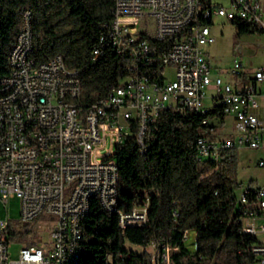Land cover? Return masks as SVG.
I'll return each mask as SVG.
<instances>
[{
	"label": "built area",
	"instance_id": "1",
	"mask_svg": "<svg viewBox=\"0 0 264 264\" xmlns=\"http://www.w3.org/2000/svg\"><path fill=\"white\" fill-rule=\"evenodd\" d=\"M224 1L227 6L213 0H115V17L105 26L96 57L108 46L129 65L124 78L86 112L79 104L77 72L67 71L60 56L42 64L31 59V13L25 12L9 57L10 75L0 79V206L12 199L21 203L20 220L0 216V264H63L81 252L74 221L88 216L92 203L83 206L85 193L117 216L121 229L145 227L149 198L130 211L119 207L115 153L134 126L145 153L148 128L163 111L204 116L200 158L241 148L264 152V66L250 70L235 60L230 79H213L203 51L215 42V18L264 34V3ZM209 89L215 95L208 96ZM228 117L236 136L223 135ZM101 168L108 175L95 177ZM233 199L240 233L253 239L252 264H264V185L240 183ZM12 231L23 234L16 259Z\"/></svg>",
	"mask_w": 264,
	"mask_h": 264
},
{
	"label": "trees",
	"instance_id": "2",
	"mask_svg": "<svg viewBox=\"0 0 264 264\" xmlns=\"http://www.w3.org/2000/svg\"><path fill=\"white\" fill-rule=\"evenodd\" d=\"M115 0H0V79L10 75L9 57L31 13V59L47 63L57 56L65 69L77 72L83 112L103 99L126 74L129 61L112 47L101 56L94 51L107 36L105 26L115 17ZM239 35L253 27L233 22ZM204 116L163 111L148 128L142 153L137 127L115 153L119 169L118 203L124 211L149 198V222L143 228L121 229L119 218L92 201L83 221V249L77 264H153L144 249L152 245L172 250L170 264H252L253 239L240 233L233 196L238 188V151L218 157L198 153ZM151 194V196H148ZM14 226V225H13ZM11 241L22 233L12 231ZM191 234L194 250L186 244ZM164 254V251H160ZM162 261L159 262V264Z\"/></svg>",
	"mask_w": 264,
	"mask_h": 264
},
{
	"label": "rangeland",
	"instance_id": "3",
	"mask_svg": "<svg viewBox=\"0 0 264 264\" xmlns=\"http://www.w3.org/2000/svg\"><path fill=\"white\" fill-rule=\"evenodd\" d=\"M216 4L227 6L224 0H213ZM262 3L264 1L262 0ZM212 36L215 38L213 44H208L203 48L205 56L211 67V77L213 79L222 76L225 79H230V70L232 69L235 60L242 62L243 65L250 70L264 66V34H242L239 35L236 28L224 18H215L211 26ZM228 75V76H227ZM173 77L171 76V79ZM208 96H213L215 93L212 89L207 91ZM208 107L212 105L209 102ZM238 133L233 126L232 118H226V129L223 132L225 136H236ZM238 180L244 186L251 183L264 185V167H259V162L264 161V152L255 151L247 148L238 149ZM0 216L13 221L20 220L21 217V203L18 199H12L6 206H0ZM192 236L188 235L186 244L190 250H194ZM45 241L49 242L50 246L51 235L46 237ZM125 248L133 250L136 253H147L151 256L153 264H170V256L172 250L169 248H161L152 245L147 249L139 246H134L126 243ZM22 245L13 242L10 249L11 256L16 259L19 255ZM164 251L161 254L160 251Z\"/></svg>",
	"mask_w": 264,
	"mask_h": 264
},
{
	"label": "bare ground",
	"instance_id": "4",
	"mask_svg": "<svg viewBox=\"0 0 264 264\" xmlns=\"http://www.w3.org/2000/svg\"><path fill=\"white\" fill-rule=\"evenodd\" d=\"M96 56V50L94 51ZM205 157L209 153H201ZM0 167H4V160H0ZM103 175H108V168H101V170H95V177H103ZM93 201V193H85L83 197V206H90V203ZM90 207H88V214ZM85 218H80L74 221V234L77 235V242L82 246L81 241L83 240V221ZM81 252H75V255L72 256V259L65 260L63 264H77L80 260Z\"/></svg>",
	"mask_w": 264,
	"mask_h": 264
}]
</instances>
